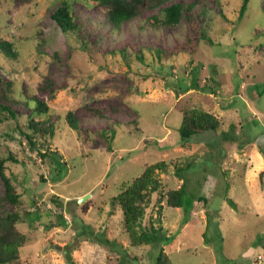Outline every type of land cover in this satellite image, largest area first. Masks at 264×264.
Returning <instances> with one entry per match:
<instances>
[{"label":"rangeland","instance_id":"374dc122","mask_svg":"<svg viewBox=\"0 0 264 264\" xmlns=\"http://www.w3.org/2000/svg\"><path fill=\"white\" fill-rule=\"evenodd\" d=\"M63 2L78 23L69 33L51 17ZM173 3L194 6L179 26H154L149 18ZM241 5L166 0L113 30L106 10L83 0H0V41L11 42L17 54L11 59L0 52V79L11 82L17 101L3 102L16 118L0 114V157L11 152L24 162H7L25 201L21 264L127 263L116 246L90 241L103 235L136 257L132 264H155L160 247L172 264H264V157L258 150L264 146V0H249L239 18ZM30 97L48 107L34 119L49 118L57 128L50 139L38 138L35 150L21 133L30 132ZM190 107L214 113L224 125L201 132L186 150L176 128ZM68 111L78 120L80 139L61 126ZM111 131L112 140L105 136ZM185 154L192 157L183 172L184 205L163 207L155 241L131 246L122 211L111 205L119 185L146 164ZM60 168L67 170L62 177ZM160 178L165 188L182 182L173 164ZM4 188L0 177L1 193ZM157 197L146 208V226H158ZM13 209L5 205V212Z\"/></svg>","mask_w":264,"mask_h":264},{"label":"trees","instance_id":"16d2710c","mask_svg":"<svg viewBox=\"0 0 264 264\" xmlns=\"http://www.w3.org/2000/svg\"><path fill=\"white\" fill-rule=\"evenodd\" d=\"M86 3H94L106 10V19L113 30H119L121 26L139 15L144 9H152L156 4L160 5L166 2V0H83ZM249 0H242V5L239 10V18H241L247 9ZM193 4L184 6L182 3H173L171 5L163 7L158 14L151 16L149 19L156 27H177L184 18L185 11L190 9ZM52 19L58 25L63 33H69L75 31L78 28V23L75 22L73 14L70 9V5L67 2H63L55 8L51 15ZM38 45L42 40L38 39ZM0 52L5 58L16 59L17 54L13 51L12 43L6 40L0 41ZM125 57L124 51L122 52ZM206 87H203L205 89ZM11 82L2 81L0 79V114L9 116L13 119L16 118L15 112L7 104L3 102H17L15 98L11 96ZM29 101L25 102V105L30 108L28 113L27 128L30 132L21 131L24 135L28 145L32 150H35L37 139L46 140L55 135L56 127L54 123H51L49 118H39L35 120L36 115L41 116L48 107L40 101L38 98H29ZM32 104L33 106H29ZM97 111V110H96ZM62 127L72 131L78 139L81 138V134L78 128V120L74 117L72 111H68L64 116L60 117ZM224 125V120L221 117L216 116L214 113L204 110L201 107H190L182 111V117L180 124L177 126L176 131L179 134L178 144L188 150L193 144H197L196 139L201 132L213 131L216 132L221 126ZM234 127V124H230ZM107 139L112 140L114 137L113 131L105 134ZM40 141V140H39ZM110 147V144H108ZM259 152L264 157V146H258ZM37 153L45 157L46 152H42L40 149ZM49 154V153H48ZM51 154H54L53 152ZM186 156L175 160H159L153 163L146 164L142 172L131 178L129 181L122 182L119 185V192L111 199L112 206H118L122 211V225L125 233L128 236L131 246L141 247L143 245L151 244L155 241L154 237L157 233L163 230L161 226V217H163V207L168 208H180L184 205V196L186 194L185 181L183 180V172L190 168L191 162L186 160ZM192 157V156H191ZM190 157V158H191ZM24 163L19 160L15 154L11 152L5 158L0 157V177L4 182V192H0V264H21L20 248L25 246L26 236L19 229L18 223L21 221L20 209L25 203L22 194L18 191L13 180L8 174L7 162ZM62 168L65 163L56 160ZM171 162V163H170ZM63 163V164H62ZM173 164L175 169V175L182 181L178 187H168L162 183L160 174L169 172V165ZM59 169L57 171L58 176L62 177L66 171ZM42 177V174H40ZM158 195L156 204V218L158 226H154L153 222H149V226L143 224L146 208L152 202L153 195ZM202 199V198H199ZM8 204L14 209L10 212H5V205ZM234 205V202H230ZM30 210H26V214H30ZM191 215V214H190ZM187 216V215H186ZM182 220V223H186L187 217ZM59 224L66 225L65 220L61 218ZM90 241L98 242L103 245H114L121 252L122 259H128L127 263L120 260V264H132V260L137 259L131 257L122 248L118 246L115 240L109 241L105 235L102 238L90 239ZM68 259L70 260V252H66ZM72 263V260L70 261ZM155 264H172L168 254L163 247H160L155 259Z\"/></svg>","mask_w":264,"mask_h":264},{"label":"crops","instance_id":"0c3cea01","mask_svg":"<svg viewBox=\"0 0 264 264\" xmlns=\"http://www.w3.org/2000/svg\"><path fill=\"white\" fill-rule=\"evenodd\" d=\"M224 102H225V101H224ZM222 106H224V105L222 104ZM259 162H261V164L264 165V164H263V161H262L261 158H260ZM259 166H260V165H259ZM251 168H252V166H250V169H249V171H248V174H247V172H245V174H244V175H245L244 177H246V175H247V177H246V178H247V179H246L247 182H250V180L252 179V177H251L250 175L254 174V172H253V170H252ZM258 263H259V262H258Z\"/></svg>","mask_w":264,"mask_h":264},{"label":"built area","instance_id":"2783aa9c","mask_svg":"<svg viewBox=\"0 0 264 264\" xmlns=\"http://www.w3.org/2000/svg\"><path fill=\"white\" fill-rule=\"evenodd\" d=\"M259 258H261V256H260V257H258V259H259Z\"/></svg>","mask_w":264,"mask_h":264},{"label":"water","instance_id":"95a60500","mask_svg":"<svg viewBox=\"0 0 264 264\" xmlns=\"http://www.w3.org/2000/svg\"><path fill=\"white\" fill-rule=\"evenodd\" d=\"M81 200H83V198Z\"/></svg>","mask_w":264,"mask_h":264}]
</instances>
